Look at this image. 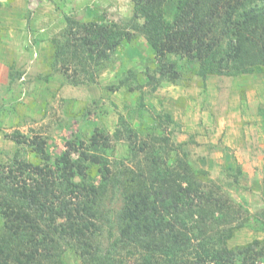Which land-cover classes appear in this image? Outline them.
<instances>
[{"label":"trees","instance_id":"trees-1","mask_svg":"<svg viewBox=\"0 0 264 264\" xmlns=\"http://www.w3.org/2000/svg\"><path fill=\"white\" fill-rule=\"evenodd\" d=\"M133 2L158 60L150 75L157 83L182 75L169 54L196 64L202 80L264 68V0ZM63 36L56 38L57 61L77 72L101 65L133 39L117 25L75 17H67ZM121 124L113 135L96 128L88 144L68 140L55 158L40 136L14 133L12 139L29 145L41 162L17 151L0 164V264H67L68 249L85 264H264L263 239L229 245L251 216L223 186L200 180L207 170L187 159L171 162L157 137L142 140L125 120ZM125 133L132 165L119 162L113 174L104 151ZM91 167L102 175L98 184Z\"/></svg>","mask_w":264,"mask_h":264},{"label":"rangeland","instance_id":"rangeland-1","mask_svg":"<svg viewBox=\"0 0 264 264\" xmlns=\"http://www.w3.org/2000/svg\"><path fill=\"white\" fill-rule=\"evenodd\" d=\"M67 17L117 25L133 39L101 65L77 72L56 58ZM141 23L133 0H0V164L17 151L41 162L29 145L12 139L17 131L43 138L55 158L68 140L88 144L96 128L113 135L123 119L142 140L157 137L171 162L187 159L207 170L200 180H214L248 212L249 223L235 231L231 247L264 240V68L202 80L196 64L169 54L182 75L157 83L150 75L158 60ZM128 134L104 151L113 174L119 162L132 165ZM89 172L95 184L102 180L97 167ZM108 238L106 231L105 245ZM63 258L85 264L71 249Z\"/></svg>","mask_w":264,"mask_h":264}]
</instances>
